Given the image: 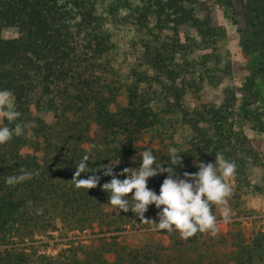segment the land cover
Wrapping results in <instances>:
<instances>
[{"label": "trees", "instance_id": "obj_1", "mask_svg": "<svg viewBox=\"0 0 264 264\" xmlns=\"http://www.w3.org/2000/svg\"><path fill=\"white\" fill-rule=\"evenodd\" d=\"M217 10L242 34L243 51L253 57L250 75L224 88L220 102L193 105L233 70ZM112 23L130 24L137 34L138 54L124 68L114 62ZM9 30L16 36L6 37ZM0 89L12 91L18 122L27 125L0 144V264H107L102 249L122 264L159 262L166 249L123 245L133 233L159 235L170 252H193V264H264V224L256 220L238 222L236 234L221 235L217 223L215 234L182 239L114 210L100 187L110 177L87 189L73 176L82 155L95 165L120 161L115 172L136 167L145 149L166 163L174 146L178 171L195 172L197 161H214L219 152L236 164L228 206L241 209V184L259 189L246 183L262 153L245 128L264 132V0H0ZM22 170L32 177L5 183ZM164 175L147 186L158 190ZM219 208L211 207L217 222ZM156 211L150 204L144 216L158 219ZM89 229L97 245L74 240L52 253L43 242L54 232Z\"/></svg>", "mask_w": 264, "mask_h": 264}, {"label": "clouds", "instance_id": "obj_2", "mask_svg": "<svg viewBox=\"0 0 264 264\" xmlns=\"http://www.w3.org/2000/svg\"><path fill=\"white\" fill-rule=\"evenodd\" d=\"M19 116L12 91L0 89V119L8 122L0 124V144L10 141L13 136L22 135L27 125L18 122ZM10 124L13 126L9 127ZM162 160L157 154L154 155V149H145L141 152L136 167H123L114 172V167L120 161L100 164L103 165L101 167L91 164L89 155H82L75 164V186L93 188L100 181L101 175L108 176L110 179L100 184L107 194V203L119 212L128 213L130 210L141 223L149 225V230H165L168 233L175 231L182 239L197 232L208 231L215 234L217 220L211 207L213 204L220 206L223 221L230 220L228 198L232 187L227 181L235 175V162L217 152L214 161H197L195 172L178 171V167L183 168L182 157L174 146L167 149V162L161 163ZM81 173L91 174L86 178H79ZM160 174L166 175L158 190L149 188L148 180ZM32 175V172L22 170L17 175L7 176L5 183L15 185L30 179ZM129 193L131 195H127ZM150 204L157 209L158 219L144 216ZM41 211L42 209H36L37 214Z\"/></svg>", "mask_w": 264, "mask_h": 264}, {"label": "rangeland", "instance_id": "obj_3", "mask_svg": "<svg viewBox=\"0 0 264 264\" xmlns=\"http://www.w3.org/2000/svg\"><path fill=\"white\" fill-rule=\"evenodd\" d=\"M236 2L239 0H235ZM217 22L225 29L226 37L222 41V49L225 55L228 54L233 70L231 74L223 80L221 86L218 88L211 87L207 85L199 95V99L191 98L192 104L198 102L204 103H217L220 102L223 96V89L229 86H233L236 82L243 81L247 76L250 75V65L252 56H248L243 51V37L242 34L238 31L237 25L233 24L229 18L225 15L222 10H217ZM111 31L114 34V40L116 42V49L114 52V62L120 64L123 68L131 64L138 52L133 47L134 40L136 38V32L130 24L127 23H112L109 25ZM6 37H14L16 33L14 30H9L5 33ZM120 66V67H121ZM2 119H0L1 123ZM245 131L252 141L254 147L260 151L261 154V163L257 165H250L247 171V184L251 186H257L259 189L252 190V187L241 184V196L239 198V204L241 209H235V211L230 212V220L224 222L221 218L218 220V230L220 234L226 235L228 233L236 234L237 223L243 221V226L250 227L253 220H256L257 223L264 224V132L251 129L250 126L245 128ZM231 187H237L235 180L229 179L228 182ZM236 201V200H235ZM236 208V207H230ZM247 230V228H246ZM96 229H89L84 232H69L61 233L54 232V238L52 239H43V242H48L50 244L49 251L54 252L60 246L66 245L69 241L74 240H96L94 245H97V238L99 235L95 236L94 233ZM229 237V236H228ZM85 241V242H86ZM123 245L128 248H134L135 246L141 247H153L159 246L160 249H168L170 243L164 239L160 238L159 235H150L149 233H140V234H129L126 238L123 239ZM54 247V248H53ZM231 250L235 249L233 245ZM55 249V250H54ZM107 249H110L108 247ZM164 251L159 262L155 264H193L195 259L193 252L191 251H177L170 252L169 250ZM110 251L103 250L100 252L103 254L107 264H122L118 260L117 254H108ZM124 255L123 253H121Z\"/></svg>", "mask_w": 264, "mask_h": 264}]
</instances>
